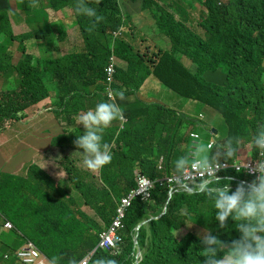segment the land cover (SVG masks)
<instances>
[{
	"label": "trees",
	"instance_id": "trees-1",
	"mask_svg": "<svg viewBox=\"0 0 264 264\" xmlns=\"http://www.w3.org/2000/svg\"><path fill=\"white\" fill-rule=\"evenodd\" d=\"M70 1L73 0H48V5L54 8L56 3H60L55 7L57 9ZM119 1L96 0L98 10L95 16L80 15L75 18V23L84 36L86 49H90L109 29L112 31L121 29L125 39H118L117 43L133 51L130 64L134 67H127L124 77L119 82L129 86L133 82L131 77L135 72L138 75L139 72L149 71L152 64L151 71L157 79L165 87L188 99V103L177 112L159 104H142L138 101L142 109L137 116L128 102L124 107L125 121H122L121 127L120 121L117 120L105 129L104 137L107 138L105 142L109 144L115 130H119L111 149L112 158L119 166V175L116 179L113 177L105 179L100 169L101 182L106 184L108 189H102L100 197L95 199L96 213L105 225L114 215L118 200L126 197L128 191L135 187L136 174L145 175L152 180L170 176L174 172L172 160L194 144L193 134L201 136L202 127L199 120L183 113V110L191 107L193 101L201 105L205 101L223 116L221 129L205 130L207 138L211 137L214 130L219 139V144L213 146L216 154L210 157V161H214L220 155L222 148L236 149L239 144L245 143L252 144L253 154L256 155L258 150L254 147L253 141L260 132H264V0H190V7L194 4L200 5V9L192 15L196 24L188 23L186 17H183L180 24L167 12L165 6L157 4L156 12L151 14L146 15L144 12L137 15L117 14ZM37 2L38 0L36 4ZM10 3V0H0L3 38L6 36V29L12 30V17L24 21L40 15L39 13L27 17L18 16L19 4L24 5L25 10L29 11L31 0H15L14 6ZM168 9L184 16V8L179 0L169 2ZM154 21H157V31L150 29ZM135 22H138V25L134 24ZM38 25L37 22V26L32 27V22L29 21L31 37L41 38L47 45L48 53L51 54L56 48L47 43V36L51 31L62 32V27L54 26L47 21L42 26ZM146 36L164 39L165 43L170 44L171 51L175 50L178 54L166 53L161 49L155 54V60L145 66L150 58L140 50V45L146 42ZM20 50L23 60L16 78H20L21 86L12 91L7 90V98L5 96V99L0 100V120L9 119L10 122L17 123V110L26 109L50 98L57 103L54 108L50 107V111L62 129L56 139L70 137L74 143L77 136L82 135L84 131L83 126L76 123L77 117L82 112L94 109L100 102H108L102 94L104 83L100 74L96 75L94 67L88 62L80 66L82 57L78 54L50 57L42 64L38 63L36 68H32L31 62L34 57L26 53L24 43L21 44ZM181 56L190 61V67L183 65ZM16 67L7 60L6 53L2 52L0 77L5 84L8 83V72ZM41 67L44 71L51 72V79H56L61 84L66 76L69 77L60 88L52 86L49 89L41 83L36 85L35 83L39 81L25 87L24 79L35 76L29 74L39 72ZM11 83L15 84L12 77ZM129 94L132 95L133 91L131 90ZM96 95L101 98L96 100ZM76 106H80L79 114ZM73 124L75 125L73 131L67 130ZM77 130L80 134H76ZM3 131L4 129H0V133ZM14 150V148L0 150V169L8 172L7 177L13 176L18 179L19 173H13L4 165ZM126 151L131 154L125 153ZM221 158L227 159V156L223 155ZM65 171L69 173L67 167ZM225 173L237 179L246 178L244 173L232 170ZM33 174L34 171H31V175ZM78 174L76 172L75 177ZM47 177L44 171L39 172V178ZM91 178L95 179L96 176ZM225 183L226 181H222L221 185ZM26 184L23 195L18 198L19 208L24 209L22 206H27L34 214L31 222L26 223L24 212L16 209L13 216L16 228L14 233L18 237L19 233H23L24 243L21 247L15 248L6 241L2 242L0 264H21L17 261L16 255L27 243L35 244L52 264H76L96 247L97 234L101 227L91 220L89 223L82 220L79 227L76 222L71 221L70 211L66 209L65 196L62 198L60 208L58 202L55 206L52 195L55 190L53 183L37 187L32 181L26 180ZM77 186L80 187V183ZM44 187L47 188V192L44 191ZM85 191L87 193V189ZM66 192V189H63V194ZM9 194L15 197L18 193ZM167 195V187L156 184L150 199L154 205L147 207L150 201L144 202L139 199L132 201L124 219L127 237L122 245L121 254L122 251H127L125 259L121 258V254L112 256L95 252L88 264H97L101 258L104 261L114 259L117 261L116 264H134L135 259L131 255L133 250L131 234L137 233L136 240L139 243V236L141 231L144 233V229L135 232L134 228L148 214L159 217L148 223L152 240L149 243L150 248L138 264H204L206 260L222 258L223 252H218L215 257L203 255L202 250L208 246L203 242L204 238L194 231L181 236L178 232H181L185 223H191L195 229L204 230L206 236L216 237L221 242L230 243L240 238L241 234L231 217L226 220V226L221 227L220 221L216 219L214 201L212 199L209 201L207 195L178 191L171 196L162 214ZM85 201H90L88 195ZM99 202L103 204L98 206ZM101 255L104 257L100 258ZM7 257L10 258L6 259Z\"/></svg>",
	"mask_w": 264,
	"mask_h": 264
},
{
	"label": "crops",
	"instance_id": "crops-1",
	"mask_svg": "<svg viewBox=\"0 0 264 264\" xmlns=\"http://www.w3.org/2000/svg\"><path fill=\"white\" fill-rule=\"evenodd\" d=\"M171 1H178V0H146V1L145 0H120L119 5H118L117 14L127 13L131 15H137L140 12H144L147 15V13L151 14L153 12H156L155 4H157L161 7L165 6L167 8V12L171 14L174 17V19L180 24L183 22V19H184L183 17H186L188 23L196 24V20L193 18L192 15L197 9H200L199 4H194L193 6L190 7L189 6L190 0H179L182 3V6L184 8V16H183L181 13H173L168 9V3ZM83 5H87L95 9L96 12L98 10L96 0H91L89 2H86V1L81 2L79 0H73L61 8H57V9L47 8L44 14L29 17L24 21H19L12 17L11 25H12V31H13L14 36H17L18 38H23V37L25 38L24 44L26 45V53H30L34 57L33 61L31 62L32 68H36L38 63L42 64L44 61L48 60L50 57L56 58L60 55L78 54L79 56L82 57L80 61V66L88 62L94 67L96 75L97 74L101 75V72L99 71V69L103 65L102 57H108L111 54H113L118 60V63H117L118 69L122 70V71H117L116 73L117 83L122 84V86L126 87L127 90L129 91L131 90L133 91L132 95L128 94L130 97L129 101L120 102V107L123 109V111H124V107L129 102V107H131L133 113H135L138 116V112H140V109H142V106L141 104L138 103V101L142 102V104H159L164 107H169L167 101H164L163 98L157 97L158 92L163 91V90L157 85V83L151 76L147 77L144 80L139 90L138 88H136V85L138 84V81L141 79V77L146 72H149V71L139 72L138 75H136V72H135V74L131 77L133 82L129 86L124 83L119 82V80L124 77L125 69L127 67L132 68L134 66H131L130 64L131 54L133 51L129 48L120 46L117 43V38L116 37L113 38V33H115L116 30L112 31L111 29H109L106 33L100 36V38L95 42V44L90 49L88 50L86 49V43L84 40V36L79 30L77 23H75V18L77 16L82 15L80 14V11L82 10ZM29 21L32 22V27L37 26V22L39 23L38 26H42L45 21H47L48 23L54 26L62 27V30H63L62 32L52 31L53 34H49L47 36V39H46L47 43L51 45V47L56 48V50L53 53L51 54L48 53L47 45L44 43V41L41 38L31 37ZM134 24L138 25V22H135ZM2 41L3 39L0 40V58H1V53L5 52L7 55V60H10L13 66L15 67L17 66L13 71L8 72V75H7L8 77V83L6 84L7 90L12 91V90H15L17 86H21L20 78H16L17 71H19L20 63L23 60L22 53L20 50L21 45H20V42L17 40H13V41L8 40L5 46L1 47ZM149 42L152 43V50L153 48L154 49L157 48L158 45L160 46V48H163V49H166L165 48L166 46L169 47V43H165L164 39H161L156 36H152V37L146 36V42L140 45L141 46L140 50L146 52L147 58L152 57L151 56L152 52L151 54L148 53L147 45ZM114 49L117 50L116 51L117 53H114ZM136 49L138 50V45H136ZM182 63L184 66L190 67V61L187 58H184ZM148 65H150V63L146 62L145 66H148ZM139 68L141 67L139 66ZM150 69H151V66H150ZM29 75H35V76L27 77L26 79H24L23 85L25 87L29 86L32 82H35V81L43 82L47 76L50 79L52 77L51 72L44 71L43 67H41L39 72H34V74H29ZM11 77L13 78L15 84L11 83ZM68 77L69 76H66L63 79L62 84L60 81L56 79H51L52 86H54L55 88L62 87V85L66 83ZM126 77H128V74L126 75ZM0 81H2L1 77H0ZM153 91L156 93H150ZM1 99L2 98H0V100ZM42 108L50 111V106L49 105L46 106L44 103H42L41 106H38V108L36 109L34 113L41 111ZM76 109L78 110V114H79L81 112V110H79L80 106H76ZM30 112H31L30 110H25L24 112L25 118L21 120L22 123L20 124V128H17L16 123L10 122L9 119L4 120L3 122H0V129H4V131L0 133V150L10 149V148L17 149L21 161H23L29 167V170L31 172V170L35 171L38 168L44 170V167L49 165V159L47 157L48 129L47 127H45V128H41V131L39 133L35 132L32 129V124L30 122V118L33 116L34 113L31 114ZM53 117H54V123L58 125V129L56 131L55 129L50 128V136H56L60 134L62 130L54 114H53ZM39 121L45 122L43 118H40ZM123 121H125V119ZM38 123L39 122H37L36 124ZM118 134H119V130L116 129L112 142L110 144L111 149L114 146V142ZM195 134L198 135L197 133ZM106 139L107 138L104 137V142L106 141ZM199 139H200V136H199ZM207 139H208V142H207L206 147H203L197 142L198 140L194 139V144L192 146H195V149L193 151V154L199 153L201 155V158L197 160H202L205 157L210 159L212 155L214 156L216 154V149L215 151H213V148L208 149V145L213 140L211 139V137ZM191 147L188 150H186L184 153H182L180 156H178L176 159L172 160L173 166L175 165V161L178 158H184L188 164H190L193 161L192 156L190 155ZM237 149H243V147L238 145L236 147V153H237ZM228 152L229 151H226V154ZM226 154L220 153V155L216 157L214 161H211V162H217L221 160L222 159L221 156L226 155ZM247 156L254 157L252 153L247 154ZM174 172H176L175 167H174ZM87 173H88L87 176L97 177V175H100V170L97 172H92V171L87 170ZM11 177L12 178H9L7 177V175L0 176V214L6 213L10 216V218H7V217L4 218L3 224H1L7 233H11L12 231L16 230L14 223H13V216L15 214L16 209H19L24 212L26 223L31 222V217L34 214V212L31 209H29L27 206H22L24 209L19 208L18 198L23 195L24 186H27L26 180L30 181L29 176L25 174H20V177L18 179L13 176ZM63 177L64 176L60 174L58 178L55 176L51 178L50 183H53L55 185L54 202H55V206H56V203L58 202L59 208H60L61 203H62V198L63 196H65L66 197V209L70 211L71 213L68 193L66 192V194H63V189H65L63 186V182L67 183L68 178L62 179ZM57 191H59V193H57ZM12 192H17L18 194L15 197H12L9 194ZM230 193L231 192H229V194ZM57 195H58V199H57ZM87 195L90 201L86 202L84 200L83 203L75 209L76 214L74 218L70 217V220L73 222H76L79 227L80 222L85 217L88 223L91 220L94 224L101 227L100 229L101 231L108 224L105 225L103 221L99 219V215L96 213L95 199H93L92 196L89 195L88 191H87ZM210 200L211 198L209 199V201ZM102 204L103 202H99L98 206ZM150 205H154V202L150 201V203L147 204V207H149ZM90 212H92V214H90ZM158 217L159 216L157 217L152 216V219L156 220ZM97 219H98L99 224L97 223ZM7 222L13 225V229H9L6 227ZM148 223H149V220L146 222H143L142 224L141 229H144V233L141 231V235L139 236V240L141 243L140 242L137 243L138 247L134 246V243H133V250L131 252V255L132 257H134L135 261L138 260V252L141 255V257H143L144 256L143 251L146 249L148 250L150 248L149 243L151 242L152 238L150 236V232L148 229ZM139 224L140 223H138V225ZM186 224H188L189 226V224L191 223H185V225ZM185 225L182 230L186 229V231L183 232L181 236H185L188 232H190L187 230V227ZM18 235L22 239L23 233H19ZM7 239L8 237L4 236L2 242L4 241L8 242ZM2 242L0 243V247L2 245ZM127 254H128L127 251H123L121 254V258L125 259Z\"/></svg>",
	"mask_w": 264,
	"mask_h": 264
},
{
	"label": "clouds",
	"instance_id": "clouds-1",
	"mask_svg": "<svg viewBox=\"0 0 264 264\" xmlns=\"http://www.w3.org/2000/svg\"><path fill=\"white\" fill-rule=\"evenodd\" d=\"M10 2L13 5V3H15V0H10ZM31 4L32 6H36V0H31ZM59 4L60 3H56L54 8ZM47 8H51L48 5V1H47V7L45 9ZM80 14L86 16H95L96 11L95 9L87 5H83ZM1 31H2V26L0 25V40L3 39L1 46H5L8 40L11 41L17 40L20 42V45L25 41L24 37L18 38L17 36H14L13 31L10 28L6 29V36L4 38L1 36ZM124 36H125L124 32H121V29H118L116 30L115 33H113V38L116 37L117 40L125 39ZM161 49L165 50L163 48H160L159 45L157 46V48L155 49L153 48L151 55L152 57L150 58L149 63H152V61L155 60V54ZM142 52L146 56V52L145 51ZM114 53H116L115 50ZM102 63L103 65L99 69V71L101 72L100 75L101 80L104 83V89L102 91V94L105 98H107L108 102H100L95 106L94 109H89L85 112H82L77 117L76 123L78 125H82L84 131L82 135L77 136V138L73 143L76 152H79L77 158L79 166L81 168L82 166H84L85 169L92 172L99 171L105 165L111 162L112 160L111 145L107 142H104V132L105 129L109 128L112 125L113 121L124 120L123 109L120 107V102L129 101L130 98L128 95L130 91L127 90L126 87H123L122 84L117 83L116 73L117 71H122V70L118 69L117 67L118 60L116 59V57L113 54H111L108 57H102ZM151 69H152V64H151ZM151 69L149 70V72H146L141 77V80H143L144 82V80L147 77L151 76L163 91L166 92L172 91L170 88L165 87L159 81V79H157V77L154 75ZM139 89L140 87L138 88V90ZM166 108L175 110L171 107H166ZM3 121H4L3 119L0 120V122ZM198 122L200 123V121ZM214 132L215 131L213 130V134H215ZM57 137L58 135L53 136L51 138L50 148L52 145V141ZM194 139L198 140L199 136L197 135V138ZM210 143L213 142L211 141ZM239 145L243 147L242 153L237 151V153H239L241 157L252 160H257L259 158V154L263 157L261 160L255 162L254 165L252 162L245 161L244 167L237 168V171L243 169L249 174L247 175L244 172H236V173H244L246 175V178L244 179H240V178L237 179L232 175H228L225 173L227 171L223 172V177H229L230 179L227 178L221 179L219 176L216 175L218 171L223 170V167L220 165L219 162L227 161L232 163L236 160L237 153H236V149L234 148H230V149L226 148V151H229L226 154L227 159H221L215 163L211 162L207 157H205L202 160L195 159L190 164H188L184 158H178L175 161V165H174L176 172H173L170 175L172 176L179 173L182 176L184 174V169L186 167H190V165L194 162H200V167L193 171L204 174L201 177V182L198 185L194 186L193 191H189V192L182 191V192H185L187 194L202 193L203 195H207L209 198H211L214 201V209L216 210V219L220 221L221 227H225L226 220L229 217H231L235 222L237 231H239L241 234L239 239L232 240L230 243L221 242L216 237L210 235L205 236L203 242L208 247L202 250L203 255H205L206 257H215L218 252H223L224 254L222 258L206 260L204 264H264V132H260L253 141L254 147L258 150L256 155L253 154L254 148L251 143H245ZM213 146L211 148L208 147V149H212ZM49 149H47V151ZM194 149L195 146H192L190 150L191 156L193 154ZM249 153H252L254 157H248L247 154ZM79 155H81L83 158V164L79 162ZM4 165L8 167L13 173L18 172L19 175L25 174L29 176L30 182L32 181L34 185L37 187L46 186L47 183L51 182L52 176L48 175L46 172L45 173L48 175L47 178L44 179L39 178V172L42 169L38 168L35 171L31 170L34 171V174L31 175L29 167L23 161H21L17 149H15L14 152L11 154L10 158L4 162ZM80 170H81L80 168L78 170L76 169L75 173L79 172ZM250 175H255L256 178ZM170 176H162L161 178H157L155 180L163 181L166 184L164 179ZM66 178H68V174L65 171L64 177L62 179H66ZM205 180L207 182H204ZM222 181H226V183L221 185ZM241 181H245L246 185L244 186L243 183L240 184ZM44 191L47 192L46 187H44ZM229 192L232 193L229 194ZM174 193H172L170 190L168 191V194L173 195ZM150 199L146 202H149ZM150 220L152 219H149V221ZM136 226H138V224ZM9 229H13V225ZM135 229L136 227L134 228V230ZM100 232H98L97 234V241ZM132 235L133 234H131V239L133 240ZM123 236L125 242V239L127 237L126 228L124 229ZM136 238H137V234H136ZM135 242L137 243L136 239ZM113 247H115V245H113ZM103 253L107 255H111L107 252H103ZM119 254H121V251L119 253H116L115 255L112 254V256H116ZM103 255H101L100 258L104 257ZM78 262L76 264H78ZM137 262L138 261H135L134 264H137ZM97 264H116V261L114 259L107 261L101 259L100 261H97Z\"/></svg>",
	"mask_w": 264,
	"mask_h": 264
},
{
	"label": "rangeland",
	"instance_id": "rangeland-1",
	"mask_svg": "<svg viewBox=\"0 0 264 264\" xmlns=\"http://www.w3.org/2000/svg\"><path fill=\"white\" fill-rule=\"evenodd\" d=\"M47 1L48 0H38L36 6L31 5L29 7V11L25 10L24 5L19 4L20 10H19L18 16L27 17V16L39 14V13L44 14L46 11L45 8L47 7ZM11 6H14V3H13V5L11 4ZM156 15H154L155 18H156ZM150 29H151V31H157V21L153 22V24L150 26ZM49 34H53V32L51 31ZM147 46H148V53L151 54L152 43L149 42ZM165 48H166L165 49L166 53L172 54V53L176 52L175 50L171 51V48L168 46H166ZM176 54H178V52H176ZM183 58L184 57L181 56L180 60H183ZM263 81H264V77H263ZM40 83L44 84L49 89H51V87H52V81L48 76L44 79L43 82H37L35 84L38 85ZM6 91H7L6 84L4 83V81H0V98L5 99V96L7 98ZM157 97L163 98L164 101H167L168 106L175 109L176 111H181L182 108L185 105H187V103H188V99H185L184 96H182L181 94H179L178 92H175L173 90L169 91V92L160 91V92H158ZM95 98H96V100H99L101 97L99 95H96ZM42 103H44L46 106L49 105L51 108H54L57 105V103L54 100L47 98L46 100L40 101L37 104L28 106L26 109L21 108V109L17 110V113H16V115L18 117L17 123H16L17 128H20V124L22 123L21 120L23 118L25 110H30L31 111L30 113L32 114L36 111L38 106H41ZM206 103L207 102L204 101V103L201 105L198 102L193 101L190 108L183 110V113H185L188 116L200 121L201 126H202V130H201L202 134L200 136V139L197 142L200 145H202L203 147H206L207 142H208V139L205 135V130H208V129L219 130L223 126L222 114L219 111L213 110V108L208 106ZM199 115H201V118L199 117ZM40 118H43L45 122H40L39 121ZM73 119H74V117H73ZM30 122L32 124V129L37 133H39L41 131V128L47 127V129H48L47 149H49L50 148V140L53 137V136H50V128H53L56 131L58 129V125H56L54 123L53 114L49 110H45L42 108L41 111L36 112L30 118ZM37 122H39V123L36 124ZM121 125H122V121H120V127H121ZM74 127H75V125L73 124L71 126V128L68 127L67 130L73 131ZM69 131H67L66 134H68ZM76 134H80V131L77 130ZM211 139L213 140L212 142L214 143V145L219 144V143H217L219 141L218 135L211 134ZM237 151L242 153V149H237ZM125 153L131 154L130 152H127V151ZM220 153L226 154V148L225 147L222 148ZM78 154H79V152H76V150L73 146V143L71 142L70 137H66L65 139H63V138L56 139L55 138L53 140L51 148L47 151V157L49 159V165L45 166L44 170L42 169L48 175H50L52 177L55 176L57 178L60 174H63V176H64L65 167H67L69 169V173H67L68 174V181H67V183L63 182V186L66 189L68 196H69V204L71 207L70 217H73V218L76 214L75 209L78 206H80L83 203V201L86 200V198H87V193H86L85 189H87L89 195H91L93 199H96V198L100 197L102 189H105V190L108 189V186L101 182L102 176H104L105 179H109L110 177H113L116 179L119 175V172H118L119 166H118L117 162H115L112 158L111 162L102 168V176L97 175V177L95 179H92L91 177L87 178V175H88L87 169H85L84 166L81 169V167L78 164V159H77ZM200 158H201V155L199 153H195L192 155L193 160L200 159ZM79 162L81 164H83V158L81 155H79ZM47 168H48V170H47ZM75 168L77 170L79 168L81 169L79 174L76 177H75V171H76ZM7 174H8V172L0 169V176H5ZM78 183H80V185H81L80 187L77 186ZM191 191H193V189ZM90 214H92V212H90ZM6 217L10 218V216L6 213L0 214V243L3 241V237L5 236V237H8L7 241L11 246H13L15 248H19L22 246V243L24 242V240L19 238L14 233V231H12L11 233H7L6 230L2 227L1 224H3L4 218H6ZM149 219H152L151 214H148L145 219H142L141 221H139L138 222V223H140L139 229L142 228L143 222H146ZM82 220L87 221V219L85 217ZM97 223H98V219H97ZM185 226L187 227L188 231H194L200 237L204 238L206 236V233L204 230L202 231L200 229H195L191 224H189V226H188V224H186ZM136 228H137V226H136ZM185 231H186V229L181 230L180 234L182 235V233ZM137 238H138V236H137ZM134 246L138 247L137 243L134 244ZM1 247H2V245H1ZM146 252H147V249L143 251L144 254ZM9 258L10 257H7L6 259H9ZM142 258L143 257H141V255L138 252V262H141ZM138 262H137V264H138Z\"/></svg>",
	"mask_w": 264,
	"mask_h": 264
},
{
	"label": "built area",
	"instance_id": "built-area-1",
	"mask_svg": "<svg viewBox=\"0 0 264 264\" xmlns=\"http://www.w3.org/2000/svg\"><path fill=\"white\" fill-rule=\"evenodd\" d=\"M193 138H197L196 134L192 135ZM213 143H210L208 147H212ZM263 157L259 154V158L257 160L246 159L241 157L239 153H237V158L234 162L221 161L220 165L223 167V170L218 171L216 173L221 179L229 177H223V172L228 170H234L235 172H244L249 175L245 170L241 169L237 171V168L244 167V162L249 161L252 162L253 165L255 162L261 160ZM215 163V162H214ZM200 167V162H194L190 165V167H186L184 169V174L181 176L179 173L172 175L168 178H165V182L160 180H150L148 177L140 174H136L135 179V187L128 191L126 197H121L116 203L114 215L112 217L109 225L102 230L98 235V241L96 247L86 256H84L78 264H88L91 259V255L95 252H107L109 254L115 255L119 253L122 249V245L124 244V236L123 232L125 229L124 219L126 215L127 209L131 206L132 201L141 200L148 201L151 196L152 190L155 188L156 184L165 185L172 193L176 191H191L194 186L198 185L201 182V177L204 175L203 173H198L193 170L198 169ZM254 176L255 175H250ZM256 178V177H255ZM204 182H207L206 180ZM246 185L245 181H241L240 184ZM7 228H11L12 225L10 223L6 224ZM137 229H135L136 232ZM136 234L132 235L134 244H136ZM115 245V247H113ZM17 261L21 264H52L47 260V257L41 253L38 248L33 243H27L16 255Z\"/></svg>",
	"mask_w": 264,
	"mask_h": 264
},
{
	"label": "water",
	"instance_id": "water-1",
	"mask_svg": "<svg viewBox=\"0 0 264 264\" xmlns=\"http://www.w3.org/2000/svg\"><path fill=\"white\" fill-rule=\"evenodd\" d=\"M142 82H143V80L140 79V80L138 81V84L136 85V88L141 87ZM171 196H172V194H168V197H167V200H166V203H165V206H164V209H163L162 214L164 213V211H165V209H166V206H167V204H168V202H169ZM162 214H161V215H162ZM161 215H160V216H161ZM137 228H139V225L137 226ZM137 228H136V229H137Z\"/></svg>",
	"mask_w": 264,
	"mask_h": 264
}]
</instances>
